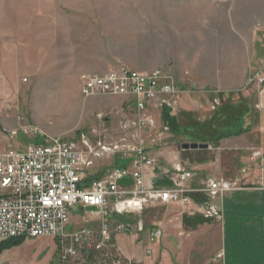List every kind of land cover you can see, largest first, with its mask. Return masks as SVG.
Wrapping results in <instances>:
<instances>
[{"label":"rangeland","instance_id":"374dc122","mask_svg":"<svg viewBox=\"0 0 264 264\" xmlns=\"http://www.w3.org/2000/svg\"><path fill=\"white\" fill-rule=\"evenodd\" d=\"M263 2L0 0V153L40 140L19 134L8 143L2 123L9 125L15 117V124L41 131L46 137H62L78 149L83 135L92 144H111L126 135L130 142L142 141L161 167L168 156L181 152L182 143L207 144L211 149L200 159L212 161L213 150L219 145L214 139L240 127L255 132L251 141L264 148V136L256 130L264 123ZM51 28L85 33L89 38L81 40L87 44L80 49L86 48L88 56L97 52L116 63L109 71L121 67L141 73L161 70L181 86V94L151 109L154 124L149 130H137L132 124V105L129 110L122 98L84 99L79 79L57 80L56 71L36 75L44 69V56L50 53L48 40L39 41L38 34L51 33ZM60 67L57 74L63 70ZM49 75L53 79H48ZM165 110L182 130L180 135L170 132L163 117ZM246 153L224 149L221 158L228 162L224 172L227 178L243 176L245 170L244 174L259 179V170ZM128 161L113 159L117 166L130 164ZM213 169L210 165L201 172ZM156 187L162 188L161 182ZM208 201L220 203L219 198ZM74 210L60 242L50 237L24 238L17 245L2 248L0 264H102L85 245L74 247L75 256L63 252L64 246H73V236L81 230H89L94 242L99 240L100 219L89 214V209L85 213ZM111 215L110 232L112 236L118 234V248L133 263L219 264L217 220L193 228L180 226L175 211L155 203L138 212H124L121 218ZM140 225L142 232L137 230ZM118 226H123L122 230ZM156 229L162 230V238L146 240V234ZM146 249L150 255H146ZM88 253L91 259L86 257Z\"/></svg>","mask_w":264,"mask_h":264},{"label":"built area","instance_id":"2783aa9c","mask_svg":"<svg viewBox=\"0 0 264 264\" xmlns=\"http://www.w3.org/2000/svg\"><path fill=\"white\" fill-rule=\"evenodd\" d=\"M79 81L84 99L119 97L129 104V110L131 104L134 112L132 124L137 130L143 131L149 130L154 124L150 117L151 109L160 108L166 100L181 94V86L158 69L141 73L121 67L105 74L84 73ZM126 128L123 126V131H127ZM19 134L27 138L34 136L40 141L0 153V242L38 237H50L60 242L69 224L71 210L79 206L92 209L90 214L100 219L99 240L94 242L92 233L84 229L73 236V246H64L63 252L75 256L74 247L83 245L106 252L114 249L116 257H111L109 253L105 257L112 264H121L120 260L125 257L112 243L111 214L141 211L154 203L178 206L184 212L194 213L198 209L190 198L191 194L214 196L240 188L236 182L208 180L205 188L190 189L186 184L194 177V173L179 164L173 166L172 172L165 173L169 181L167 187L147 186L145 170L156 168L157 161L149 155L142 141L130 142L126 135L111 144L101 141L92 144L83 135L80 139L81 149L62 137L49 138L41 131L20 125L17 129L6 131L5 138L11 143ZM105 158L130 160L131 169L113 168L98 177L92 176L90 171L94 163ZM249 159L260 173L256 184L264 187V155L260 150H255ZM242 173L247 175L244 174L245 170ZM210 215L216 217L217 212L211 209L206 213V216ZM117 228L122 230L123 226ZM161 236L162 232L156 229L148 233L147 240L155 242ZM145 253L150 255L151 251L146 249ZM122 262L137 264L126 259Z\"/></svg>","mask_w":264,"mask_h":264},{"label":"crops","instance_id":"0c3cea01","mask_svg":"<svg viewBox=\"0 0 264 264\" xmlns=\"http://www.w3.org/2000/svg\"><path fill=\"white\" fill-rule=\"evenodd\" d=\"M51 31L52 32L48 34H38L39 41L48 40L47 45L49 46V49L47 51L50 53L44 56V69L42 72H39L36 75H44L41 74L44 72H48V74H50L56 71L57 76L54 75V77L57 78V80H60L59 78L63 80L76 78L78 80L79 77L84 73L103 74L106 73V71H109L111 66L116 65V63L108 60V58L105 59V55L99 56L97 52H94L88 56L86 48L83 50L80 49L82 45L87 44V42L81 40L89 38L85 33L73 31L62 32L53 28H51ZM60 66L63 68V70L60 71L61 73L59 72L57 74V68ZM48 77V79H53V77L50 75ZM261 94H264V88L261 91ZM14 119L17 122V117ZM15 120H12L11 122L10 120L8 121L12 125H8L6 122L2 123V130L8 131L15 129V126L19 125V122L16 124L13 122ZM256 130H258L259 135L264 136V123L261 122L260 126ZM249 132L243 133L238 137L233 136L221 139L219 141V145H217L213 150L214 158L212 161L205 162V159H200V156L203 153L211 149L210 147H208L206 150L194 151H182L180 149V153L171 154L166 158L165 166H158V163L156 168H148L144 173L146 176V185L153 188H158L156 186L159 184V182H161L162 188L168 186L169 181L165 178V173L168 171L172 172V168L175 164H179L183 168L194 173V177L186 184L188 188L193 190L205 188L208 180H224L238 183L240 186L239 189L226 192L221 195L217 194L211 196L205 193L191 194L190 198L198 209L194 213L184 212L178 206L167 205L168 210L175 211L176 215L174 218L179 222L180 226L183 225L184 227L193 228V225L200 226L201 224L209 221L215 222V220H217V222H219V264H264V187H259L256 184L258 182L257 176L253 177L251 175L250 177L247 174L243 176L240 175V177L238 175V178L236 176V178L234 176L227 178L224 175V172L227 165L226 163L228 162L223 161L221 158L224 149L228 150L230 153L239 151V149L242 151H248V154L246 153V157L249 155V158L252 151H263V147L254 145L253 141H251L250 136L252 134L256 135L255 132H251V129ZM49 137L54 138L52 136ZM240 142L243 143L240 144ZM239 153L242 152H238V154ZM107 159L108 158L103 159L106 160V164L100 163L103 160H97V164L94 163V166L90 171L92 176L98 177L105 171L111 170L113 168H123L127 170L131 169L130 164L127 163L117 166L113 162V159L121 160L119 158H113L111 160L109 159L108 161ZM121 161L125 162L128 160ZM192 163L194 165H192ZM210 165L214 166V169L210 173L201 172L206 171ZM125 184L128 185L129 182L126 181ZM262 184L264 186V177ZM208 198L212 200L219 198L220 203H211L208 201ZM73 209L84 211V213L86 210H88L82 209L79 206L74 207ZM211 209H214L217 212V216H214V219L210 220L212 215L206 216V213L207 211H211ZM91 211L92 209H89V214ZM116 217L121 218L122 216L116 215ZM169 219L170 218H168V220ZM139 229L143 231L141 225L137 230ZM160 231L162 232V230ZM117 235L112 236V241L114 242L113 244H115L118 251H120V253L125 258L131 260V257L125 256L118 248ZM147 236L148 233L146 234V240ZM137 262L141 263V261Z\"/></svg>","mask_w":264,"mask_h":264},{"label":"trees","instance_id":"16d2710c","mask_svg":"<svg viewBox=\"0 0 264 264\" xmlns=\"http://www.w3.org/2000/svg\"><path fill=\"white\" fill-rule=\"evenodd\" d=\"M163 117H164V121L167 123L168 125V128L170 130L171 133H173L174 135H180L182 133V130L179 128V126H177L175 124V122L173 121V119H170L169 117V114H168V111H163ZM248 132L246 129L244 128H238V130H231V131H228L227 133L225 134H222L220 135L219 137L215 138L214 139V143L216 144L218 141H220L221 139H224V138H228V137H238L240 135H242L243 133H246ZM203 219V218H202ZM203 221V220H201ZM195 225H193L194 227ZM24 238H18V239H10V240H6V241H2L0 242V251L2 250L3 247H6V246H9V245H17L19 244ZM113 243V241H112ZM86 251H89L93 254V256L96 255V257H98L100 259V263L102 264H112V262L107 259L105 257L106 253H109L110 256H115V250L114 249H111L109 252H106V251H98V250H95L94 247H87L86 246ZM91 254V255H92ZM95 254V255H94ZM91 255H89V253L87 254L86 257H88L89 259H91ZM116 257V256H115ZM87 259V258H86ZM122 260L124 261L125 259L122 258ZM121 261V264H124L123 262Z\"/></svg>","mask_w":264,"mask_h":264},{"label":"water","instance_id":"95a60500","mask_svg":"<svg viewBox=\"0 0 264 264\" xmlns=\"http://www.w3.org/2000/svg\"><path fill=\"white\" fill-rule=\"evenodd\" d=\"M207 144H199V143H182L180 145V149L182 151H194V150H206L208 149Z\"/></svg>","mask_w":264,"mask_h":264}]
</instances>
